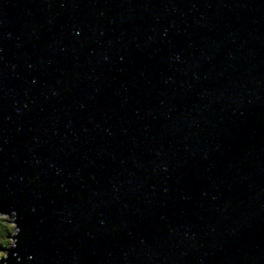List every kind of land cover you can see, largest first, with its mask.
<instances>
[{
	"label": "water",
	"instance_id": "obj_1",
	"mask_svg": "<svg viewBox=\"0 0 264 264\" xmlns=\"http://www.w3.org/2000/svg\"><path fill=\"white\" fill-rule=\"evenodd\" d=\"M0 264H264V0H0Z\"/></svg>",
	"mask_w": 264,
	"mask_h": 264
},
{
	"label": "rangeland",
	"instance_id": "obj_2",
	"mask_svg": "<svg viewBox=\"0 0 264 264\" xmlns=\"http://www.w3.org/2000/svg\"><path fill=\"white\" fill-rule=\"evenodd\" d=\"M13 215H10V214H4V215H0V243H3V248L4 249H0L2 252H6V247L9 246V244L13 245V242H12V238H11V234L16 231V227H15V223L13 221ZM15 227V228H14ZM6 231H9L7 233V235L5 237H3V234L6 232ZM3 232V233H1ZM7 242V243H6ZM6 243V244H4ZM5 250V251H3ZM8 257L7 253L5 254H2V258H6Z\"/></svg>",
	"mask_w": 264,
	"mask_h": 264
},
{
	"label": "trees",
	"instance_id": "obj_3",
	"mask_svg": "<svg viewBox=\"0 0 264 264\" xmlns=\"http://www.w3.org/2000/svg\"><path fill=\"white\" fill-rule=\"evenodd\" d=\"M9 231H6L4 234H3V237H5L6 235H7V233H8ZM1 233H3V232H1ZM1 235V234H0ZM7 243V242H6ZM6 243H4V244H6ZM4 245H3V243H0V247H3ZM6 252H2L1 250H0V259H1V257H2V254H5Z\"/></svg>",
	"mask_w": 264,
	"mask_h": 264
},
{
	"label": "clouds",
	"instance_id": "obj_4",
	"mask_svg": "<svg viewBox=\"0 0 264 264\" xmlns=\"http://www.w3.org/2000/svg\"><path fill=\"white\" fill-rule=\"evenodd\" d=\"M16 236H17V235H16ZM16 236H15V237H16ZM15 237H12V239L16 240ZM9 248H12V245H11V244H9V246H8L7 249H9ZM0 249H4V248H3V247H0ZM3 251H5V250H3ZM7 258H8V257H7ZM7 258H6V259H7Z\"/></svg>",
	"mask_w": 264,
	"mask_h": 264
}]
</instances>
